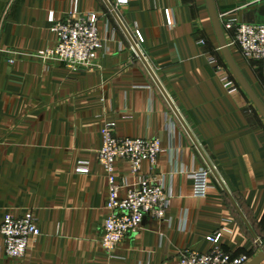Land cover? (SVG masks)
<instances>
[{
    "label": "crops",
    "instance_id": "crops-1",
    "mask_svg": "<svg viewBox=\"0 0 264 264\" xmlns=\"http://www.w3.org/2000/svg\"><path fill=\"white\" fill-rule=\"evenodd\" d=\"M110 1L200 149L104 0H0V221L32 210L41 231L23 257L8 256L0 238V264H178L185 250L209 252L217 233L224 251L251 261L264 244V118L225 60L207 1ZM215 1L227 39L228 22L264 23V0ZM70 13L99 15L103 47L92 65L39 56L57 41L50 16ZM230 49L264 104V61ZM107 123L119 137L162 144L156 164L137 173L116 162L121 197L145 175L169 196L165 218L146 216L112 255L100 245L108 175L98 151ZM83 164L88 173L77 171ZM200 169L210 171L205 197L192 178Z\"/></svg>",
    "mask_w": 264,
    "mask_h": 264
},
{
    "label": "built area",
    "instance_id": "built-area-1",
    "mask_svg": "<svg viewBox=\"0 0 264 264\" xmlns=\"http://www.w3.org/2000/svg\"><path fill=\"white\" fill-rule=\"evenodd\" d=\"M129 0H117L118 4H126ZM76 13V11H75ZM168 22L171 23L169 11ZM51 31L56 34L57 41L53 47L39 53L46 60L67 63L72 66H89L95 60L97 52L102 49L103 41L99 34V15L88 13L74 16L70 13L64 19L57 20L50 16ZM225 29L233 35L227 39L230 47H238L247 59L264 61V23L228 22ZM200 43H205L204 39ZM211 61L214 63L216 59ZM15 62L14 59L9 60ZM220 70V66L217 65ZM115 123H107L102 129V146L99 149V161L108 175V211L103 223L100 245L104 253L112 255L121 241L128 234L137 232L146 216L163 219L169 206V196L164 187L156 183L150 176H142L139 182L128 191L125 197L120 195V187L116 180L115 164L118 160L130 163V170L137 173L144 162L155 165L162 152L159 138L119 137L114 133ZM77 171L88 173L86 164ZM210 171L200 169L192 174L195 194L205 197L210 189ZM41 231L34 211L21 215L12 212L5 214L0 221V238L4 242L5 252L11 257H23L29 249V240L39 237ZM221 233L209 236L214 246L207 253L185 250L181 253L178 264H247L246 255L234 256L219 245Z\"/></svg>",
    "mask_w": 264,
    "mask_h": 264
},
{
    "label": "water",
    "instance_id": "water-1",
    "mask_svg": "<svg viewBox=\"0 0 264 264\" xmlns=\"http://www.w3.org/2000/svg\"><path fill=\"white\" fill-rule=\"evenodd\" d=\"M206 1H207V6H208L209 13H210V17H211V20H212V23H213V26H214V29H215V33L217 35V38H218V41H219V44H220V48H221L222 53H223V55L225 57V60H226V62L228 64V66L230 67L231 71L233 72V74L235 75L237 80L239 81L240 85L246 91V93L248 94V96L250 97V99L252 100V102L254 103V105L257 107V109L259 110V112L262 114V116L264 118V104L261 101V99L258 97V95L255 93L254 89L252 88L250 83L247 81L245 76L243 75L241 69L239 68V66H238V64H237V62H236V60H235V58H234V56H233V54L231 52L230 46H229V44L227 42V38H226L224 29H223V25H222V23L220 21L219 15H218L217 7H216V1L215 0H206ZM104 2L106 3L108 9L110 10L112 15L116 19L117 23L119 24V26L121 27V29L123 30V32L125 33L127 38L129 39L131 44L133 45V47H134L135 51L137 52V54L139 55V57L142 59L143 63L147 67V69H148L149 73L151 74L152 78L157 83V85L159 86L160 90L162 91V93L164 94L166 99L168 100L169 104L171 105L172 109L176 113L177 117L179 118L181 123L184 125L185 129L187 130V132L189 133V135L191 136V138L193 139L195 144L199 147L197 141L195 140L193 134L191 133V130L189 129L188 125L186 124L185 120L183 119L181 113L179 112V110L177 109V107L173 103L172 99L168 95L167 91L165 90V88L162 85L161 81L157 77V75L154 72L153 68L151 67V65L147 61L145 55L143 54V52L141 51V49L139 48V46L135 42V40H134L132 34L130 33L129 29L126 27V25L122 21V19L119 16L114 4L110 0H104ZM199 149H200V147H199ZM208 165L210 167L211 172L216 176V178L218 179L220 184L223 186L225 192L228 194V196L232 200V202L235 205L236 209L238 210L239 214L241 215V217L243 218V220L245 221V223L247 224L249 229L252 231L253 235H255V237L257 238L256 234L252 230V228H251L248 220L246 219L245 215L243 214V212L241 211V209L237 205L236 201L233 199L231 193L228 191V189L222 183V181L219 178L217 172L215 171L214 167L209 163V161H208ZM259 243H260L261 251L258 253V255H256L247 264H261V263L264 262V244L260 240H259Z\"/></svg>",
    "mask_w": 264,
    "mask_h": 264
}]
</instances>
